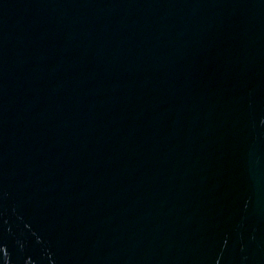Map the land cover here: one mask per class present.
Here are the masks:
<instances>
[{"label":"water","instance_id":"obj_1","mask_svg":"<svg viewBox=\"0 0 264 264\" xmlns=\"http://www.w3.org/2000/svg\"><path fill=\"white\" fill-rule=\"evenodd\" d=\"M0 264H264V0H0Z\"/></svg>","mask_w":264,"mask_h":264}]
</instances>
